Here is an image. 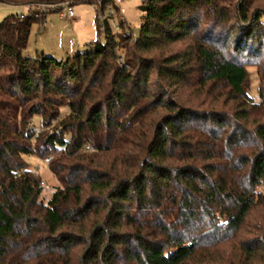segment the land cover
Returning <instances> with one entry per match:
<instances>
[{"label":"trees","instance_id":"1","mask_svg":"<svg viewBox=\"0 0 264 264\" xmlns=\"http://www.w3.org/2000/svg\"><path fill=\"white\" fill-rule=\"evenodd\" d=\"M0 1L33 10L0 22V264H216L227 244L264 264V221L243 237L264 206V0H144L139 36L122 19L64 59L26 54L32 25L82 0ZM191 69L228 111L151 90ZM27 156L61 183L48 201Z\"/></svg>","mask_w":264,"mask_h":264},{"label":"rangeland","instance_id":"2","mask_svg":"<svg viewBox=\"0 0 264 264\" xmlns=\"http://www.w3.org/2000/svg\"><path fill=\"white\" fill-rule=\"evenodd\" d=\"M99 0H82L73 4L75 11V18L69 19L62 17L57 10L58 7L46 8V18L42 21H36L32 25L31 34L29 37L26 54L36 55L38 52H45L47 55H52L58 59H64L69 56H73L77 52H83L89 49V43L99 40L106 42L105 26L108 24L117 36L122 29L119 26V22L122 19L127 21L129 30H131L135 36H139L141 33V26L144 20L145 11L142 10L141 5L144 0H124L122 6L126 9L124 14L116 12L113 17H110L109 10L105 13L101 10L100 23L102 24L101 30L98 26L97 12L95 5ZM237 0L225 1L224 8L230 9L232 4ZM261 3V2H260ZM264 6V5H261ZM105 8V7H104ZM30 6L26 4H11L0 1V22L11 14H25L28 15ZM107 19V21H104ZM211 20L205 21V25H210ZM218 28L217 30H221ZM127 41H125L126 43ZM123 43V44H125ZM191 40L181 41L166 47L165 50H154L147 56L154 58H161L163 55L167 56L175 52H185L189 50ZM188 48V49H187ZM118 52L122 56L126 57L128 52L125 48H119ZM121 59V58H120ZM264 61V59H263ZM250 78L247 85L250 87V95L257 101H260L258 94L259 87V75L258 69L255 66H250ZM157 75L152 77L151 90H166L170 93L171 98H174L181 104L192 105L197 108L211 109L210 107H216L217 109H225L228 111L232 102L226 101L228 96V89L223 86L222 83L211 84L207 89L203 88L197 83L199 81L198 73L194 70H190L189 74H185L182 79H176L169 81V79H162L159 85L157 83ZM171 82V83H169ZM157 85V86H156ZM84 152V151H82ZM85 154L91 155L92 152ZM31 162V168L40 174L41 179L44 181L45 188L42 200L48 201L51 195L54 193L61 183L56 176L51 172L46 160L37 158L35 156H27ZM264 221V206H260L253 215V218L249 220V230L246 235H243L245 239L253 238L261 233L254 231L256 226L262 225ZM261 258V255H258ZM216 264H261L259 260H255L251 263L247 259V255L244 254L238 244H227L221 251H216L214 257Z\"/></svg>","mask_w":264,"mask_h":264},{"label":"built area","instance_id":"3","mask_svg":"<svg viewBox=\"0 0 264 264\" xmlns=\"http://www.w3.org/2000/svg\"><path fill=\"white\" fill-rule=\"evenodd\" d=\"M123 1L124 0H105V1L99 0L98 1L99 3L95 5L99 9L98 11L99 19L101 18L100 13H99L101 11L100 7L102 6L104 9V10L102 9L103 13H105L107 9L109 10L110 17H113L116 12H120L124 14L126 12V9L122 6ZM56 7H58L57 10L60 12V15L62 17L69 18V19L75 18V11L73 9V5L69 1L60 3ZM42 8L44 9V6H42ZM29 14H33V10L31 8H30ZM20 16L24 17L25 14L22 13L20 14ZM104 21H107V19H105Z\"/></svg>","mask_w":264,"mask_h":264}]
</instances>
